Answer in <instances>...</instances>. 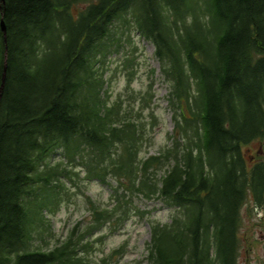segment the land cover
Wrapping results in <instances>:
<instances>
[{"label": "trees", "instance_id": "trees-1", "mask_svg": "<svg viewBox=\"0 0 264 264\" xmlns=\"http://www.w3.org/2000/svg\"><path fill=\"white\" fill-rule=\"evenodd\" d=\"M0 20V264H109L121 248L92 263L78 243L143 215L136 198L175 210L149 225L150 264H237L243 208L251 229L264 223V156L244 154L264 141V0H0ZM121 28L152 44L169 87L173 129L156 154L151 85L104 94ZM72 167L109 187V207L88 202L76 240L31 250Z\"/></svg>", "mask_w": 264, "mask_h": 264}, {"label": "rangeland", "instance_id": "rangeland-1", "mask_svg": "<svg viewBox=\"0 0 264 264\" xmlns=\"http://www.w3.org/2000/svg\"><path fill=\"white\" fill-rule=\"evenodd\" d=\"M121 31L123 36L117 47L118 50H115L116 45L112 46L109 55L100 64V71L105 79L104 90L112 103L119 94L124 92L127 80H130L131 89L136 94L145 91L148 84H152L155 108L153 112L157 121H155L154 129L151 130L153 140L148 150L154 153L169 144L167 137L173 128V110L167 105L168 84L161 77L160 69L153 59L152 45L133 30L121 28ZM128 56L133 62L131 66L124 67L122 60ZM128 72L129 76L126 75ZM134 108H137L136 103H134ZM244 150V154H250L249 161H254V156H258L256 154L259 151L258 143H252ZM262 152L260 156H264V148ZM56 163H58L57 153L46 158L47 166H54ZM60 164L59 170L69 165L65 161ZM71 170V181L65 179L62 174L59 175L63 182H66L65 191L54 189L53 194H56V197L50 206L53 211H48L45 215L46 222L40 228L39 234L35 235L31 250L47 251L64 242L72 231L74 232L73 240H76L91 225V216L87 210L88 200L96 204L99 209L109 207L110 190L108 186L98 181L86 180L79 167H72ZM160 174L162 173H158L157 177ZM135 205L143 215L130 217L116 231L111 230L105 223L101 228L93 230L79 241L80 246L85 243L90 244L87 251L84 249L81 251L90 262H98L102 257L123 247V253L113 257L109 264H149L145 260V254L146 245L149 242L150 222L161 225L169 224L175 210L161 199L156 198L151 200L137 198ZM242 215L245 226L239 234L242 247L237 264H258L259 260L264 259V223L251 229L249 221L247 222V218L251 221V213L246 210V207L243 208ZM261 217L259 210L253 208V221ZM253 232H255L254 235H252Z\"/></svg>", "mask_w": 264, "mask_h": 264}, {"label": "water", "instance_id": "water-1", "mask_svg": "<svg viewBox=\"0 0 264 264\" xmlns=\"http://www.w3.org/2000/svg\"><path fill=\"white\" fill-rule=\"evenodd\" d=\"M0 29H1V32L3 33L4 37H5V27H4V23H3L2 20H0ZM5 68H6V53H5V61H4V67H3V73H2V83H1V86H0V92L2 91L3 84H4Z\"/></svg>", "mask_w": 264, "mask_h": 264}]
</instances>
